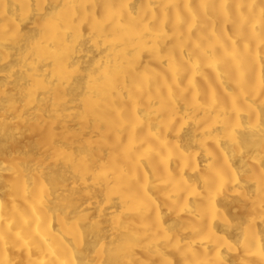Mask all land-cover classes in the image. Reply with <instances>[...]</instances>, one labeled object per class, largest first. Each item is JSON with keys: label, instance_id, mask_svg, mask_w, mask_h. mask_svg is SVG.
<instances>
[{"label": "bare ground", "instance_id": "obj_1", "mask_svg": "<svg viewBox=\"0 0 264 264\" xmlns=\"http://www.w3.org/2000/svg\"><path fill=\"white\" fill-rule=\"evenodd\" d=\"M0 264H264V0H0Z\"/></svg>", "mask_w": 264, "mask_h": 264}]
</instances>
